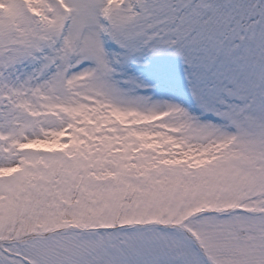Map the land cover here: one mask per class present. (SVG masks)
Here are the masks:
<instances>
[{"label": "snow or ice", "instance_id": "obj_1", "mask_svg": "<svg viewBox=\"0 0 264 264\" xmlns=\"http://www.w3.org/2000/svg\"><path fill=\"white\" fill-rule=\"evenodd\" d=\"M0 264H264V0H0Z\"/></svg>", "mask_w": 264, "mask_h": 264}]
</instances>
